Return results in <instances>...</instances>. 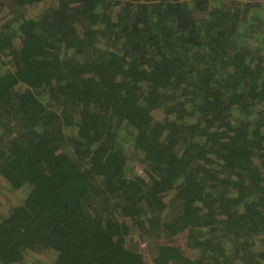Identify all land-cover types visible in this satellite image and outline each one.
I'll use <instances>...</instances> for the list:
<instances>
[{"label":"trees","instance_id":"16d2710c","mask_svg":"<svg viewBox=\"0 0 264 264\" xmlns=\"http://www.w3.org/2000/svg\"><path fill=\"white\" fill-rule=\"evenodd\" d=\"M8 2L0 264H264V0Z\"/></svg>","mask_w":264,"mask_h":264},{"label":"rangeland","instance_id":"374dc122","mask_svg":"<svg viewBox=\"0 0 264 264\" xmlns=\"http://www.w3.org/2000/svg\"><path fill=\"white\" fill-rule=\"evenodd\" d=\"M55 5H56L55 0H45L43 7H45V8H46V6H52L53 7ZM0 9H5L6 12L9 14L14 13V16L21 15V9H19L15 5L9 4L8 0H0ZM6 68L8 69V66H6ZM134 169L138 175L144 176L142 163L139 162L138 159L134 161ZM173 243L175 245L180 246L183 249L184 253H187V249L185 247V234L179 235L176 238H174ZM140 247L145 250V248H146L145 243L144 242L140 243ZM144 253H145L144 258H145L146 264H150L148 252L145 250ZM188 254H190V253H188Z\"/></svg>","mask_w":264,"mask_h":264}]
</instances>
